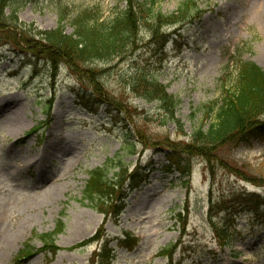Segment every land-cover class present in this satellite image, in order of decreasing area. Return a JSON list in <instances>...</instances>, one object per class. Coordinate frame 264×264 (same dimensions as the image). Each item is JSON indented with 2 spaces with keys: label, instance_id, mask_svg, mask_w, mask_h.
<instances>
[{
  "label": "rangeland",
  "instance_id": "rangeland-1",
  "mask_svg": "<svg viewBox=\"0 0 264 264\" xmlns=\"http://www.w3.org/2000/svg\"><path fill=\"white\" fill-rule=\"evenodd\" d=\"M186 1L155 0L164 14ZM192 1L203 17L162 51L140 31L134 53L82 66L81 82L64 63L56 60L53 69L0 30V264H90L102 242L78 246L97 233L109 241L111 264H169L165 249L172 264H264V140L250 136L207 157L182 151L195 130L210 125L204 112L232 85L238 59L264 71V23L257 13L264 0ZM10 3L19 23L43 32L55 29L66 11L68 34V19L80 11L108 19L124 7L121 0ZM138 72L180 100L179 124L164 123L155 103L135 97L131 83ZM97 79L99 98L91 88ZM127 140L134 143L133 155L123 149ZM173 155L189 163L188 174L168 161ZM109 161L108 178L120 163L128 174L137 171L141 182L121 203L117 220L82 201L89 172ZM251 202L260 204L258 211ZM229 209L236 212L235 236L223 248L212 224L222 228ZM59 221L63 230L52 256L35 237L54 232ZM21 251L30 255L19 260Z\"/></svg>",
  "mask_w": 264,
  "mask_h": 264
},
{
  "label": "trees",
  "instance_id": "trees-1",
  "mask_svg": "<svg viewBox=\"0 0 264 264\" xmlns=\"http://www.w3.org/2000/svg\"><path fill=\"white\" fill-rule=\"evenodd\" d=\"M121 1L124 7L108 19H101L98 15L90 14L88 10L76 13L68 19L72 28V33L68 34L63 24L70 16L66 11L59 13L58 25L55 29L43 32L19 23L17 8L10 3V0H0V30L7 31L10 35L9 39L16 45L21 42L20 44L27 47L34 55H39L52 63L53 69L56 60L64 63L81 82L82 66L96 62L111 63L134 53L141 43V38L138 36L140 31L149 34L150 46H157L158 51H162L171 37L177 35L185 25L199 21L203 17V12L192 0H187L170 14L162 13L155 0ZM165 28H177V30L170 36L165 33ZM235 65L237 72L232 85L230 88H224L220 101L208 106L204 112L206 119L211 116L210 125L206 130H195L191 134L190 143L183 145L182 151L187 155L207 157L212 149L230 143L245 142L250 136L264 140V71L254 63L240 59ZM91 73L95 75L97 72L91 70ZM91 82L93 94L99 98L102 96L100 89L102 85L99 79ZM131 90L136 98L145 103H155L164 123L179 124L175 113L180 100L169 94L166 87L155 78L138 72L132 78ZM78 98L82 99V97ZM133 144L127 140L123 149L133 155L135 154ZM168 161L175 163L182 174L189 173V163L180 156H169ZM181 162H184V168H179ZM111 163L112 161H109L103 167L89 172L82 201L105 219L112 217L117 220L123 209L121 203L129 192L139 187L141 182L137 171L128 174L120 163L113 166L117 169L113 178H108ZM252 203L254 202H251L254 211H258L260 204ZM229 210L226 213L228 220L222 228L212 224L217 243L223 248H229L235 236L232 219H236V212ZM62 230L63 224L59 221L54 232L35 238L41 242L44 250L55 256L58 251L54 247L55 237ZM103 240L104 237L97 233L78 246L102 242L103 245L92 254L90 264H111L113 261L114 255L113 250L109 248V241L104 240L103 243ZM119 245L124 248L132 246L127 242L122 244L119 242ZM28 255L30 252L21 251L18 259L22 260ZM162 255L168 257L169 264H172L171 250L165 249Z\"/></svg>",
  "mask_w": 264,
  "mask_h": 264
},
{
  "label": "bare ground",
  "instance_id": "bare-ground-1",
  "mask_svg": "<svg viewBox=\"0 0 264 264\" xmlns=\"http://www.w3.org/2000/svg\"><path fill=\"white\" fill-rule=\"evenodd\" d=\"M258 13V18L261 19L264 23V6L260 7V10L257 12Z\"/></svg>",
  "mask_w": 264,
  "mask_h": 264
}]
</instances>
